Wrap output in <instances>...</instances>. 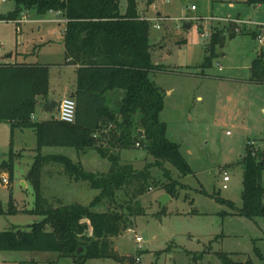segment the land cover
<instances>
[{
  "label": "rangeland",
  "instance_id": "374dc122",
  "mask_svg": "<svg viewBox=\"0 0 264 264\" xmlns=\"http://www.w3.org/2000/svg\"><path fill=\"white\" fill-rule=\"evenodd\" d=\"M127 1L119 0L122 13L127 9ZM253 3L259 2L253 0ZM253 3L249 0H156L148 6L146 0H138L139 12L148 11L150 17L161 13L178 20L185 16L195 18L168 21L161 29L152 25L150 28L152 61L161 66L150 71V77L165 92L160 119L167 123V137L180 144L194 173L182 176L166 162L164 168L169 170L170 177L162 167H152L153 180L144 195L132 197L135 185L126 188V194V190L118 193V203L132 200L133 205L137 201L142 207L141 214L133 217L132 229L113 238L114 248L120 255L140 256V264H223L217 253L227 252L235 262L251 259L254 264H264V218L250 220L236 215L230 206L213 197L228 199L240 208L246 144L251 141L257 147H264V81L253 80L251 69L253 60L264 49L252 35L242 34L264 23V4L257 7ZM15 9L14 0H0V62L9 60V55L14 53L12 59L18 62L50 64L51 81L66 84L70 69L64 66L65 23L59 25L53 11L39 16L35 10H24L17 20L8 19ZM20 19L25 20L18 24ZM237 19L241 22L236 23ZM190 22L192 26L185 28L184 24ZM213 30L221 32L226 40L222 46H216L211 67L203 69ZM229 34L235 37L229 38ZM11 137V125L0 120V164L9 157ZM13 143L14 152L22 155L16 158L13 180L7 172H0V199L5 209L11 195L17 207L32 209L35 194L27 175L36 154L32 149L36 134L32 129L23 133L16 131ZM23 147L28 149L22 150ZM64 150L77 161L75 148ZM50 151L44 148L43 154ZM121 156L137 171L155 161L141 147L124 150ZM102 162L105 168L109 164L106 160ZM59 167L55 164L44 168V197L54 206L89 205L98 192L86 181L70 179ZM225 173L230 176L226 189L223 188ZM3 177L8 179V184L3 182ZM173 180L178 182V193L170 196L162 213L161 199L168 194L165 185ZM109 208L114 209L115 205L103 201L94 210ZM42 219L40 215L24 212L3 214L0 231L13 228L28 231L30 225ZM136 235L144 239L141 248L136 244ZM0 264L75 263L58 252L0 251ZM85 264L126 263L89 259Z\"/></svg>",
  "mask_w": 264,
  "mask_h": 264
},
{
  "label": "trees",
  "instance_id": "16d2710c",
  "mask_svg": "<svg viewBox=\"0 0 264 264\" xmlns=\"http://www.w3.org/2000/svg\"><path fill=\"white\" fill-rule=\"evenodd\" d=\"M14 1L16 9L8 19L17 20L24 10H35L39 16L49 11L60 12L67 19L65 56L68 62L78 66L76 90L71 95L76 100L77 111L74 123L61 121L56 116L33 120L38 101L49 100L50 67L0 63V120L10 123L12 135L9 157L0 164V172H7L10 180L14 179L16 158L22 155L13 149L15 131L32 129L36 134V154L27 175L34 188V207H17L11 195L7 209L0 199V215L24 212L43 217L30 225L28 231L19 228L0 231V251L58 252L72 258L75 264H85L89 259L136 264V257L119 254L113 238L132 229L133 217L141 214L142 207L137 201L133 205L132 200L118 203V193L135 185L132 197L144 195L153 180L152 167H162L170 177L169 170L164 168L166 162L182 176L194 173L180 144L167 137V123L160 119L165 92L150 77V71L161 69L152 61L151 23L141 18L138 0H128L125 13L120 10L119 0ZM155 1L146 0V3L149 6ZM254 1L264 4V0ZM242 34L254 38L252 30ZM225 40L221 32L213 30L203 69L211 67L217 54L216 46H222ZM251 69L253 80L264 81V51L253 60ZM112 91L123 92L116 105L108 99ZM140 130L143 136L139 135ZM45 147H72L78 152L93 149L110 163V168L102 173L87 171L80 161L68 156L43 154ZM137 147L145 149L155 159L140 171L124 162L120 154L121 150ZM242 163V206L236 208L228 199L213 197L230 206L236 215L250 220L264 218V147L248 141ZM55 164L61 165L70 179L86 181L98 192L89 205L54 206L44 197L42 173L46 166ZM177 184L173 180L165 185L171 197L178 193ZM201 192L207 194L204 190ZM103 201H109L115 208L95 211ZM90 229L91 234H88ZM255 249L263 257L259 248ZM217 255L223 264H254L251 259L235 262L227 252Z\"/></svg>",
  "mask_w": 264,
  "mask_h": 264
},
{
  "label": "crops",
  "instance_id": "0c3cea01",
  "mask_svg": "<svg viewBox=\"0 0 264 264\" xmlns=\"http://www.w3.org/2000/svg\"><path fill=\"white\" fill-rule=\"evenodd\" d=\"M254 5H256L257 7H261L262 3H253ZM153 8H155V6L153 5ZM148 12V11H147ZM157 15H163L161 13H157ZM57 18L55 21H57V23L59 25L65 23L66 26V22L64 21V17L60 14V15H56ZM163 16H168V15H163ZM4 20V19H2ZM62 20V21H61ZM239 20V19H237ZM28 21V20H27ZM168 22V21H167ZM166 22H164V26ZM163 25V24H162ZM186 26H192V23L190 22L189 24H184V27L187 28ZM190 27H188L187 29H189ZM41 29V26L39 27ZM66 29V27H65ZM65 32V30H64ZM63 32V34H64ZM64 44V49H65V43ZM14 53H11L9 55V60H5V61H1L0 63H27V64H39V63H35V62H18L16 60H13V55ZM17 54H23V53H17ZM29 54V53H28ZM50 67V64H47ZM65 69H70L69 71V77L67 79V83H62L61 81H51V72H50V79H49V100L50 99H56L58 101H60L62 98L72 95L74 94L75 90H76V85H77V65L71 64L70 62H68V60L66 59L65 62ZM171 91H169L170 93ZM123 92L122 91H112L108 94V99L111 101L112 105H116L120 98L122 97ZM48 101H44V100H39L38 101V105L36 107V111L33 115V120H37V121H41V120H47V119H51L52 115L56 116L57 115V110H58V106L55 108L54 112H48L45 109V106L47 105ZM38 117V119H37ZM10 124V123H9ZM16 131H20L21 133H23L24 131H27V129H17ZM16 131L14 133V136L16 134ZM36 145L35 147H33L32 149L35 151ZM45 148H50L51 149V153H47V154H60V155H65L70 157L71 159L73 158L72 155H67V152H65L64 149L66 148H71V147H45ZM13 149H14V143H13ZM27 147H23L22 150H27ZM44 149V148H43ZM77 151V150H76ZM43 152V150H42ZM124 150L120 151V154L123 155ZM77 161H80L84 167V169L88 170V171H92V170H96V171H92V172H106L107 170H109L110 168V163L108 165H106L105 168V163H103L102 161H105L106 159H103L99 156V154L93 150V149H89L86 151H81L78 152L77 151ZM73 160V159H72ZM107 161V160H106ZM103 165V166H102ZM54 166V165H52ZM57 166H60L59 169H61V171H63V168L61 167V165L57 164ZM91 169V170H89ZM116 249V248H115Z\"/></svg>",
  "mask_w": 264,
  "mask_h": 264
},
{
  "label": "built area",
  "instance_id": "2783aa9c",
  "mask_svg": "<svg viewBox=\"0 0 264 264\" xmlns=\"http://www.w3.org/2000/svg\"><path fill=\"white\" fill-rule=\"evenodd\" d=\"M195 9H196V6L193 5L192 10H195ZM55 13H56V15L61 14L60 12H55ZM147 13L148 12L145 13V11L140 12L141 18L149 21L151 23V25L156 29H161L162 24L164 22L177 21L178 20V19H174V18L169 17V16H163V15H156L155 17H150V16H148ZM179 19L181 21H189V20H192L195 18H191L190 16H185L184 18H179ZM212 19L217 20V18H215V17H212ZM24 20L20 19L19 20L20 22L18 24H21L22 21L24 22ZM180 20H178V21H180ZM64 21L67 22V19H64ZM218 21H221V20H218ZM225 22H228V21H225ZM235 22L240 23L241 21L236 20ZM255 26H256L255 29L252 30V31H254V39L257 42V44L259 45V47L263 50L264 49V23L257 24ZM76 111H77V105H76L75 98L72 97L71 95L66 96L59 101L56 118L61 120V121H64V122L74 123L76 121ZM223 178H224V182H225L223 188L226 189V188H228V185L226 184V182H228L230 180V176L227 173H225ZM3 182L8 184V179L6 177H3ZM135 239H136L137 246L140 247L141 243L144 241L143 237L136 235ZM140 263H141L140 256H138V257H136V264H140Z\"/></svg>",
  "mask_w": 264,
  "mask_h": 264
},
{
  "label": "water",
  "instance_id": "95a60500",
  "mask_svg": "<svg viewBox=\"0 0 264 264\" xmlns=\"http://www.w3.org/2000/svg\"><path fill=\"white\" fill-rule=\"evenodd\" d=\"M186 27L188 28V27H190V26H186ZM58 105H59V101H58V100H56V99H50V100H48V103H47V105L45 106V109H46L48 112L53 113L54 110H55V108H56ZM139 135H140V136H143V131H142V130L139 131ZM170 198H171V197H170L169 194H164V195H163V197H162V199H161V206H162V208H164L166 202H167L168 200H170Z\"/></svg>",
  "mask_w": 264,
  "mask_h": 264
}]
</instances>
